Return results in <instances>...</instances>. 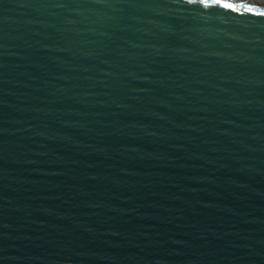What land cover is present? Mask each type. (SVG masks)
Instances as JSON below:
<instances>
[{
  "label": "water",
  "instance_id": "obj_1",
  "mask_svg": "<svg viewBox=\"0 0 264 264\" xmlns=\"http://www.w3.org/2000/svg\"><path fill=\"white\" fill-rule=\"evenodd\" d=\"M0 264H264V1L0 0Z\"/></svg>",
  "mask_w": 264,
  "mask_h": 264
},
{
  "label": "rangeland",
  "instance_id": "obj_2",
  "mask_svg": "<svg viewBox=\"0 0 264 264\" xmlns=\"http://www.w3.org/2000/svg\"><path fill=\"white\" fill-rule=\"evenodd\" d=\"M260 1H264V0H260Z\"/></svg>",
  "mask_w": 264,
  "mask_h": 264
}]
</instances>
